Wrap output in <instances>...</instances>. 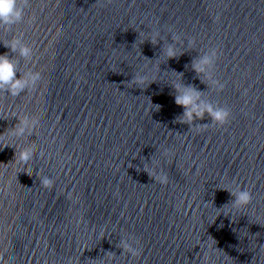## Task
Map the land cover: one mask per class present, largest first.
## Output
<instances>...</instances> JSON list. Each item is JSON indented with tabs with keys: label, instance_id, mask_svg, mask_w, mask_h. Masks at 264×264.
I'll return each mask as SVG.
<instances>
[{
	"label": "water",
	"instance_id": "water-1",
	"mask_svg": "<svg viewBox=\"0 0 264 264\" xmlns=\"http://www.w3.org/2000/svg\"><path fill=\"white\" fill-rule=\"evenodd\" d=\"M21 33L31 62L5 46ZM0 54L41 78L0 91V264H264V0H30ZM177 85L229 122H180ZM237 186L252 201L225 215Z\"/></svg>",
	"mask_w": 264,
	"mask_h": 264
},
{
	"label": "clouds",
	"instance_id": "clouds-1",
	"mask_svg": "<svg viewBox=\"0 0 264 264\" xmlns=\"http://www.w3.org/2000/svg\"><path fill=\"white\" fill-rule=\"evenodd\" d=\"M29 5L30 0H0V27L8 30L10 26L21 22L24 17V10L28 8ZM33 19L34 17H29L27 22L31 24ZM157 35L158 33L156 32L151 34L152 43L156 42ZM22 36L23 33L20 35H14L13 39L6 43L5 46L9 47L12 51L18 50L21 57H24L26 61L31 62L33 61L34 49L30 44L24 42ZM165 53L168 58H174L177 54L176 50L172 47H168L165 50ZM217 58L218 50L214 47L209 48V54L203 56L196 64H194V70L198 73H205L211 77ZM147 80L148 78L146 76L139 75L136 77L135 83L139 86H143ZM40 83L41 78L37 73L27 72L23 78H17V66L15 62L9 59L7 54H0V91L6 90L11 96L15 97L26 90L30 93L35 92ZM212 83L216 85L220 91L223 90L224 85L219 83L216 79H213ZM176 87L179 94L174 97V102L176 105L184 109L183 118L180 122H191L193 116L196 118H202L205 112L211 117L215 126H223L229 122L231 112L228 108H214L209 104L198 102V92L190 88L181 89L179 85ZM24 124L25 127L19 129L17 133L18 135H22L25 128L28 126L27 121H25ZM207 128V126L198 127L195 129V132L199 133ZM8 146L9 142L7 138L3 134H0V150ZM163 155L167 158L170 156V153L165 150ZM31 160L32 157L28 153H22L19 157L20 163L24 166L30 165ZM146 171H148L149 175L152 176L156 183H159L160 185L168 184V177L163 172L157 173L154 169L149 168H146ZM41 187L50 190L53 188V181L49 178H43L41 181ZM229 194L234 196V200L231 204V208L225 209V215L231 211L233 216H235L236 213L247 208L252 201L250 191L247 189H241L239 186H237L235 190L230 191ZM68 198L74 199L71 193L68 194ZM123 247L124 250L130 253L133 257L139 258L141 254L139 247L134 248L126 242ZM70 264H72V262H70Z\"/></svg>",
	"mask_w": 264,
	"mask_h": 264
}]
</instances>
